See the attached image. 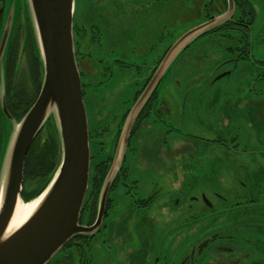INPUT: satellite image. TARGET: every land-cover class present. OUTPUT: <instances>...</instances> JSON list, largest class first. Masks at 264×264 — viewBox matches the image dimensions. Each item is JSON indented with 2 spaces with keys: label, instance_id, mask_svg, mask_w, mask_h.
Listing matches in <instances>:
<instances>
[{
  "label": "flooded vegetation",
  "instance_id": "af4514ba",
  "mask_svg": "<svg viewBox=\"0 0 264 264\" xmlns=\"http://www.w3.org/2000/svg\"><path fill=\"white\" fill-rule=\"evenodd\" d=\"M190 1L192 0H77L74 16L76 60H78L81 72L88 124L89 112L93 120V126L90 127L89 124L92 156L91 178L89 190L84 198L80 224L86 228H95V231L75 236L48 264H133L131 239L135 240L134 236L141 240L140 250L148 260L145 264H161L160 258L164 253L162 242L171 232V229L166 230L165 225L167 223L170 226V223L176 224L181 221L185 207L180 205V197L185 198L187 203L188 194L185 196V193L181 192L184 188V181L179 184L175 173L171 110H169L168 100L164 97V77L155 86L151 97L133 121L129 132L125 130L132 108L138 103L142 94L153 85L166 53L164 38L157 25L158 16L154 24L155 31L143 28L144 35H140L138 46H134L127 11L129 8H134L141 17L140 11L148 13L159 10L163 3L181 5ZM200 2L206 10L205 23L229 13L227 15L229 19L224 25L204 35V41L218 40L224 43L226 59L217 64V67L222 68L225 65L249 67L252 72L256 70L253 72L256 75L255 81L264 82V14L260 13L259 3L256 0H234V5L231 7L230 0H201ZM4 5L5 3L0 2V9ZM108 7L111 35L105 33L104 25L108 19L101 20L97 17L106 15ZM19 23L20 20L14 28L12 45L6 63V104L11 116L17 120L23 118L29 105L31 108L35 103L44 75L30 21L27 26L28 42L19 60L21 36ZM135 48H140L142 57L148 60L141 64L136 63ZM216 72L217 68L213 73ZM211 77L213 85L220 80L217 79V74ZM113 79L116 80V89L111 90L114 93L111 99V96L105 95L107 94L105 89ZM97 91H100V102L96 106L91 99L96 96ZM103 95L104 98H102ZM109 99L111 101L107 102ZM115 100L118 101V112L114 110L115 106H111ZM167 114L169 121L162 122L163 116ZM112 124L115 125L114 128L110 127ZM0 125H2L3 133L1 114ZM247 127L253 128V123L248 124ZM112 129L114 134L108 137ZM47 133L46 141L40 133L33 143L35 156L43 152L45 148H55L52 136L53 125L50 123ZM2 136L3 134L0 135V148ZM214 140H202V142L208 143L209 141L214 142L215 145H223L217 155L222 154L223 157L234 159L236 154L242 151L239 147L237 148L236 143L229 146L227 140ZM236 140L232 138V144ZM121 145L123 156L120 159V167L104 199L102 198L103 186L109 173L115 167L114 164L119 155L117 154L116 158L115 156ZM110 146L113 147V155L108 153ZM244 149L247 150L246 147ZM156 157L162 159L165 171L169 170L170 179L168 183H165L166 197L163 195V184L156 181V175L148 174L147 178L140 175L149 165L146 160ZM241 160L247 162L243 163V168L248 175L253 177L249 180L251 188L242 192L244 188L241 186H246L245 181L236 174L220 175L223 167L219 166L214 167L213 176H211L215 177L216 174L214 181H220L215 182L219 191H213L212 195L218 199L235 196L239 201L233 208L240 211L235 216L236 220L241 217L242 221L244 216L259 220L260 225H255L254 231L262 233L264 231V195H261L263 196L262 203L257 201L260 199L257 194H252L255 190L264 194V164H258L255 157ZM235 163L240 164L237 161ZM233 171H235L234 168ZM139 176L143 179L142 183ZM26 178L27 175H24L22 191L24 198L29 200L37 194L40 185ZM246 192L257 198L252 199V203L245 202L243 198L246 197ZM188 200H201L207 203L209 197L207 193L201 192L200 197L193 195ZM211 208L214 209L213 206ZM213 214L219 218L223 212L214 211ZM187 225L185 223L180 226ZM129 227H132L137 234L130 237ZM175 228L178 229L177 226ZM222 234H224L223 231ZM152 239L160 240V243L153 248L149 247V240ZM230 242L234 244L239 242V245L244 247V254L242 256L235 254L236 257L239 256L235 260L232 258L234 251L228 249ZM263 245L262 243L253 245L246 238L243 242L232 239L219 242L212 241L210 237L200 247L192 249L191 254L187 255L180 264H202L204 256L208 253L203 254L208 249L213 250V247L217 248L215 252L225 253L231 257V259L219 258L215 264H239L242 258L244 261L242 264H264ZM253 246L262 254H252Z\"/></svg>",
  "mask_w": 264,
  "mask_h": 264
},
{
  "label": "rangeland",
  "instance_id": "374dc122",
  "mask_svg": "<svg viewBox=\"0 0 264 264\" xmlns=\"http://www.w3.org/2000/svg\"><path fill=\"white\" fill-rule=\"evenodd\" d=\"M9 1L13 2L11 10H15L18 15L20 14L22 22L27 27L28 21H30L28 0H7L6 2ZM200 1L192 0L181 5H166L163 3L159 10L149 11L148 13L140 11L141 17L134 8H129L127 16H129L133 45L138 46L140 35H144L143 28L155 31L154 24L156 16H158L157 25L159 32L163 35L164 46L166 47L163 62L172 45H175L179 39L193 31V29L205 24L206 10ZM256 1L259 3L260 13L264 14V0ZM7 3H5L4 8ZM107 9L106 15H98L97 17L101 20L108 19L104 25L105 33L111 35L109 7ZM203 37L193 40L186 48L177 53L163 76L165 78L164 97L168 100L169 110H171L170 120H172L175 173L179 184L184 181V188L181 192L185 193V196L188 194V198L186 203L185 198L180 197V205L185 207L181 221L176 224L170 223V226L167 223L165 225L166 230L171 229V232L162 242L164 253L160 258L161 264H180L187 255L191 254L192 249L200 247L210 237L212 241L219 242L230 241L231 239L243 242L246 238L253 245L257 243L264 244V231L262 233L254 231V226L260 225L259 220L247 216H244L242 221L241 217L236 220L235 216L240 211L233 208V206L239 200L235 196L226 199H218L213 196V191H219L215 182L220 181H214L216 174L215 177H211L213 176L214 167L222 166L223 172L220 175L231 176L236 174L245 181L246 186H241V188H244L242 192L251 188L249 180L253 177L244 170L243 163L247 162L241 159H254L255 157L258 164H264V82L257 83L255 81L256 75L253 74L256 70L252 72L249 67L241 68L240 66L225 65L218 68L217 64L225 61L227 55L224 43L218 40L214 42L204 41L205 37ZM140 48L134 49V58L138 64L148 60L142 57L143 54L140 53ZM215 68H217V72L213 73ZM213 74H217V79H220L216 85L211 83ZM114 89H116L115 79L105 89L107 91L105 95L111 96V99H113L114 93L111 90ZM99 93L100 91H97L96 96L91 99V102L96 106L100 102ZM102 98H104V95ZM111 106H115L114 110L118 112V101L112 102ZM167 116L169 115L163 116L162 122L169 121ZM92 122V116L89 112L90 127L93 126ZM250 123H253L251 129L247 127ZM110 127L114 128L115 125L112 124ZM13 129L14 127L7 125L3 129L2 138H5L6 134L11 133ZM112 134H114L113 129L109 132L108 137ZM232 138L237 139L233 141V144ZM214 139L227 140L229 146L236 143L237 148L239 147L240 151L243 152L237 153L234 159L223 157L222 154L217 155L223 145H215L214 142L209 141L208 143L202 142V140L215 141ZM108 153L113 155V147H109ZM121 153L122 145L119 154L116 153L115 156L116 158L119 155L114 164L115 167L120 163ZM234 160L240 164L235 163ZM146 161L149 165L145 168L146 171L141 172L140 175L145 178L148 177V174L156 175V181L163 184V195L166 197L165 183H168L170 179L169 170L166 169L165 171L162 159L158 157ZM233 168L235 171H233ZM139 180L141 183L143 182L141 176H139ZM241 188L238 189L241 191ZM201 192L207 193L209 202L188 200L193 195L200 197ZM254 194L260 197L257 201L262 202L263 196L261 195L264 194L259 190H255L252 195ZM252 195L246 192V197L243 198L245 202L252 203L251 200L257 198ZM214 211L223 212V214L221 217L216 218L213 214ZM185 223L188 225L180 226ZM175 226L178 227L177 230ZM129 229L130 237L137 234L132 227H129ZM222 231L224 234H222ZM215 235L219 236L216 237ZM134 239H131L133 264H145L148 260L140 250L141 240L137 239L136 236H134ZM149 241V247L151 248L160 243L159 239ZM229 246L228 249L234 251V257H232L234 260L239 257H236L235 254H241V256L244 254V247L239 245V242L238 244L230 242ZM212 249L206 250L203 254L208 253L204 256L202 264H215L219 258L231 259L225 253L215 252L217 248L213 247ZM251 253L254 255L262 254L255 247ZM240 260L242 262L239 264L244 263L243 258Z\"/></svg>",
  "mask_w": 264,
  "mask_h": 264
},
{
  "label": "water",
  "instance_id": "95a60500",
  "mask_svg": "<svg viewBox=\"0 0 264 264\" xmlns=\"http://www.w3.org/2000/svg\"><path fill=\"white\" fill-rule=\"evenodd\" d=\"M76 2L28 0L29 20L44 75L38 98L20 120L11 116L6 104V63L17 22L20 20L19 60L28 42V31L20 14L11 10L12 1L6 2L4 8L0 31V114L3 128L9 125L14 129L3 137L0 155V264H48L75 236L95 231V228L80 224L84 198L89 190L92 156L81 72L76 60ZM230 5H234V0H230ZM227 15L229 13L193 29L172 45L159 66L153 85L132 108L126 132L142 112L175 55L193 40L224 25L229 19ZM49 123L53 125L60 150L58 162L43 191L25 201L22 190L26 158L40 133L44 141L48 139ZM119 165L104 183V199ZM30 203L36 205L28 218L12 227L19 204Z\"/></svg>",
  "mask_w": 264,
  "mask_h": 264
},
{
  "label": "trees",
  "instance_id": "16d2710c",
  "mask_svg": "<svg viewBox=\"0 0 264 264\" xmlns=\"http://www.w3.org/2000/svg\"><path fill=\"white\" fill-rule=\"evenodd\" d=\"M7 0H0L1 3H6ZM5 6V5H4ZM4 6L1 7L0 9V31H1V27L3 24V16H4ZM1 34V32H0ZM28 108V107H27ZM26 108V109H27ZM30 108V105H29ZM28 108V110H29ZM27 110V111H28ZM22 119V118H21ZM2 125H0V135L2 134ZM54 132V130H53ZM53 138H54V149L49 148H45V150L43 152H39L38 155H34L35 154V150L33 148V144L30 147V151L28 153L27 156V161H26V167H25V175H27L26 180H29L31 182L35 181L34 184H39L40 187H38V192L35 196L39 195L41 191H43L42 189L47 185L48 181H49V177L50 174L55 170L56 164L58 162V156H59V147H58V143L56 140V136L53 133ZM1 151L2 149L0 148V155H1ZM34 160L38 161V163H36ZM52 160V162H50ZM24 198V196H23ZM31 199V198H30ZM29 199V200H30ZM25 201H28L24 198Z\"/></svg>",
  "mask_w": 264,
  "mask_h": 264
},
{
  "label": "bare ground",
  "instance_id": "6f19581e",
  "mask_svg": "<svg viewBox=\"0 0 264 264\" xmlns=\"http://www.w3.org/2000/svg\"><path fill=\"white\" fill-rule=\"evenodd\" d=\"M35 205L36 203H30V205L19 204L12 227L20 225L25 218H28L27 216L31 213L30 211L35 207Z\"/></svg>",
  "mask_w": 264,
  "mask_h": 264
}]
</instances>
